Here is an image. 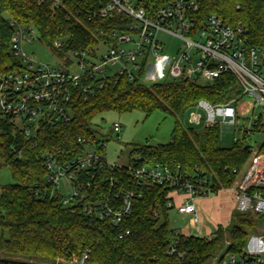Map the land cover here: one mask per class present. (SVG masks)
I'll return each instance as SVG.
<instances>
[{
	"label": "trees",
	"instance_id": "16d2710c",
	"mask_svg": "<svg viewBox=\"0 0 264 264\" xmlns=\"http://www.w3.org/2000/svg\"><path fill=\"white\" fill-rule=\"evenodd\" d=\"M167 1L144 0L148 6ZM195 1L201 16L216 14L232 26H241L247 44L264 48V0ZM107 2L62 0L61 6L53 9L52 0H0V83L20 65L11 50L16 26L33 27L37 38L61 58L70 51L93 50L100 42H115V33L128 32L135 20L126 14L102 17L100 9ZM55 42L61 46L56 47ZM140 78L83 77L72 99L71 119L42 127L36 144L24 140L20 131L13 133V128L2 122L0 171L10 168L13 182L2 186L0 193V264H70L85 253L89 256L86 263L91 264H211L225 243L220 255L241 254L248 237L259 231L262 215L235 209L228 233L223 226L211 236L178 232L167 218V211L173 208L168 203L175 194L164 185L141 188L142 195L135 200L125 222L130 233L122 238L110 221L85 213L82 202L64 205V194L46 181L41 155L50 152L60 160H71L91 145L105 151V144L97 138L94 119L109 111L121 114L141 110L148 117L161 110L175 119L169 142L133 145L128 163H161L178 168L182 177L205 180L212 195L237 182L250 156L247 145L238 140L224 147L218 124L196 131L181 121L201 99L218 104L238 96L240 87L234 76L225 73L206 83L171 79L151 86ZM89 84L92 89L84 91ZM253 125L260 128V119ZM82 139L86 144L80 142ZM261 149L264 151V144ZM20 150L21 156L17 152ZM125 165L100 170V180L105 182L97 193L111 190V177L116 181L112 192L138 190L126 174ZM79 177L91 180L85 172Z\"/></svg>",
	"mask_w": 264,
	"mask_h": 264
},
{
	"label": "built area",
	"instance_id": "2783aa9c",
	"mask_svg": "<svg viewBox=\"0 0 264 264\" xmlns=\"http://www.w3.org/2000/svg\"><path fill=\"white\" fill-rule=\"evenodd\" d=\"M61 4L62 0H52L53 9ZM100 14L102 17L126 14L135 21L128 32L115 33L116 41L113 43L100 42L93 50L68 52L77 59L79 71L69 69L71 59L68 53L63 58L66 62L62 68L37 63L22 48L23 40L32 41L35 38L34 28L15 27L11 50L20 59V65L0 83V114L3 119H0V126L4 121L13 128V133L20 131L24 140L36 144L42 127L71 119L72 99L77 87H81L83 77L105 79L126 75L135 79L141 76L149 58L164 51L160 34L177 37L183 42L168 66L172 80L206 83L229 73L240 87V94L224 103L199 100L191 108V124H202L204 127L218 124L221 128L234 129L238 118L237 106L247 95L255 98L253 109L256 105L264 108V48L247 44L241 26H232L216 14L201 16L195 0H169L151 6L144 0H108L100 9ZM128 43L132 47L127 48L125 45ZM100 44L105 45L107 50L98 56ZM55 46L60 47L61 43L55 42ZM103 82L101 80L100 85ZM91 85L84 87V91L91 90ZM259 119L261 121V116L254 123ZM113 126L117 133L121 131L119 123L115 122ZM80 142L86 144L85 139ZM15 147V144L12 145L13 151H16ZM91 147L93 152L84 150L71 160H60L50 152L41 155L47 172L46 181L56 190H59L63 179L70 186L64 194V205L82 202L85 213L110 221L119 238H122L130 233L125 222L133 212L135 200L142 195L141 188L149 184L164 185L173 189L176 197H181L179 202L174 198L168 206L189 215L192 227L199 230L201 216L195 200L212 195L211 187L205 180L182 177L178 168L166 164L134 162L125 165L126 174L138 185V190L112 192L116 181L111 177L108 179L111 190L106 194L97 193L105 182L100 180V170L123 164L108 163L105 151L98 150L94 145ZM17 152L21 156V150ZM80 172H85L91 180H82ZM231 188L236 210L264 216V151L255 156L242 181ZM88 190L92 193L89 194ZM88 258L85 253L81 259H75L70 264H85ZM211 264H264V234H251L241 254L217 255Z\"/></svg>",
	"mask_w": 264,
	"mask_h": 264
},
{
	"label": "rangeland",
	"instance_id": "374dc122",
	"mask_svg": "<svg viewBox=\"0 0 264 264\" xmlns=\"http://www.w3.org/2000/svg\"><path fill=\"white\" fill-rule=\"evenodd\" d=\"M35 38L32 41L23 40L22 48L27 55L40 63L42 66H49L50 68H62L65 64V60L59 55H56L43 41L37 38V32L34 29ZM160 41L164 43V51L159 56H151L147 62L140 81L151 86L153 83L171 81L168 74V66L172 60V57L181 49L183 42L177 37L160 34ZM127 48L132 47L129 43L125 45ZM107 47L100 44L98 47V56L104 54ZM71 59L69 69L72 71H79L77 66V59L71 54H67ZM69 62V61H68ZM111 70V69H110ZM115 70V67H112ZM255 104V98L247 95L238 104V118L234 129L221 128V143L224 147H230L236 141H243L245 145L250 146V156L245 168L241 171L237 183L242 181L248 167L253 162L255 156L262 152V146L264 144V108L261 105ZM191 109L185 112L181 117V121L188 127H193L196 131H202L204 126L202 124H191L189 122V115ZM258 116H261L260 128L255 129L253 124L257 120ZM117 122L121 125V131L117 133L114 130L113 124ZM94 126L97 131V138L102 144H105V154L108 163L127 164L129 162V152L133 145H157L165 144L170 141L171 132L173 130L175 119L168 116L161 110H155L150 116L141 110H133L127 113H117L115 111L105 112L98 115L94 119ZM85 151H92L93 147L88 146ZM13 182L12 172L10 168H4L0 171V189L2 186ZM233 185V186H234ZM69 184L67 180L63 179L60 183L59 191L62 194L68 192ZM217 194V193H216ZM211 200L207 201L208 204L203 205V202H199L197 199L198 207L201 209V221L200 229L197 231L192 227L190 223V216L187 214H181L177 211L176 207L170 208L167 211V218L171 226L178 232H185L191 234H197L204 236L208 233V229L211 233H214L218 227L215 225V213L213 212L214 196ZM179 196L176 201H180ZM212 202V203H211ZM210 203V204H209ZM262 225L256 234H264V216L262 218ZM231 224V220L227 225H222L225 232L228 233L227 227ZM225 245L219 251L220 255ZM85 264H91L90 262Z\"/></svg>",
	"mask_w": 264,
	"mask_h": 264
},
{
	"label": "crops",
	"instance_id": "0c3cea01",
	"mask_svg": "<svg viewBox=\"0 0 264 264\" xmlns=\"http://www.w3.org/2000/svg\"><path fill=\"white\" fill-rule=\"evenodd\" d=\"M1 193V189H0ZM214 195V194H213ZM212 195L207 196V197H199L201 200L199 202H203V205L208 204L207 201L211 200L210 198ZM214 204H213V212L215 213L214 221L216 227L222 226V225H227L231 218H232V213L235 210V200H234V191L232 188H223L217 192V194L214 196ZM178 197L175 196V200ZM197 198V199H199ZM197 199L195 200V203L198 207V202ZM179 202V201H178ZM212 203V202H211ZM210 204V203H209ZM200 216L202 214L201 209L198 207ZM200 229V226H199ZM199 231V230H198ZM186 235H197V234H191V233H185ZM213 233L208 229V233L204 236H211ZM199 236V235H197Z\"/></svg>",
	"mask_w": 264,
	"mask_h": 264
},
{
	"label": "water",
	"instance_id": "95a60500",
	"mask_svg": "<svg viewBox=\"0 0 264 264\" xmlns=\"http://www.w3.org/2000/svg\"><path fill=\"white\" fill-rule=\"evenodd\" d=\"M246 148H250V146H249V145H247V146H246Z\"/></svg>",
	"mask_w": 264,
	"mask_h": 264
}]
</instances>
